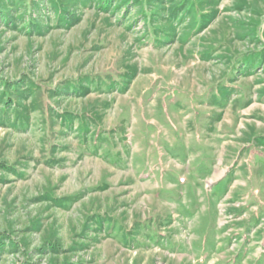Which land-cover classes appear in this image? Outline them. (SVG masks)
<instances>
[{
    "label": "rangeland",
    "instance_id": "obj_1",
    "mask_svg": "<svg viewBox=\"0 0 264 264\" xmlns=\"http://www.w3.org/2000/svg\"><path fill=\"white\" fill-rule=\"evenodd\" d=\"M0 237V264H264V0H0Z\"/></svg>",
    "mask_w": 264,
    "mask_h": 264
},
{
    "label": "trees",
    "instance_id": "obj_2",
    "mask_svg": "<svg viewBox=\"0 0 264 264\" xmlns=\"http://www.w3.org/2000/svg\"><path fill=\"white\" fill-rule=\"evenodd\" d=\"M8 243H10V241L8 240ZM5 239L2 237H0V253H4V248H5Z\"/></svg>",
    "mask_w": 264,
    "mask_h": 264
},
{
    "label": "crops",
    "instance_id": "obj_3",
    "mask_svg": "<svg viewBox=\"0 0 264 264\" xmlns=\"http://www.w3.org/2000/svg\"><path fill=\"white\" fill-rule=\"evenodd\" d=\"M130 234H131V233H130ZM130 234H129V235H130ZM161 241H162V240H160L159 242H161Z\"/></svg>",
    "mask_w": 264,
    "mask_h": 264
}]
</instances>
